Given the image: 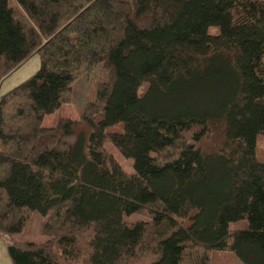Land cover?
Instances as JSON below:
<instances>
[{"label": "trees", "instance_id": "1", "mask_svg": "<svg viewBox=\"0 0 264 264\" xmlns=\"http://www.w3.org/2000/svg\"><path fill=\"white\" fill-rule=\"evenodd\" d=\"M32 54L0 96L12 264H264V2L0 0V83ZM98 71L79 118L49 123ZM33 213L46 240L16 241Z\"/></svg>", "mask_w": 264, "mask_h": 264}, {"label": "rangeland", "instance_id": "2", "mask_svg": "<svg viewBox=\"0 0 264 264\" xmlns=\"http://www.w3.org/2000/svg\"><path fill=\"white\" fill-rule=\"evenodd\" d=\"M209 33L216 34V28H210ZM39 56L37 54H32L27 60H25L19 67H17L13 72H11L5 79L0 83V96L18 84L22 83L29 77H31L39 68ZM102 73L100 71L93 73L90 77H82L77 80L72 89V99L69 105L63 106L56 114L49 117L47 120L49 123H54L60 117H69L71 119H78L84 105L87 101L92 99L93 92L97 81L101 78ZM146 89L144 85L140 89L142 93ZM49 125V124H48ZM257 157L264 158V135H260L257 138ZM124 169L130 171V162L120 160ZM125 220L128 223H134L139 220H143L137 215L126 217ZM45 223V218L37 213L31 215L30 220L25 226L24 230L15 236L16 241H33L41 243L46 240L42 236L41 231ZM244 228L246 227V222L241 221L232 224L231 228ZM0 264H12L6 249L5 240L0 237ZM210 264H243L233 252L230 251H212L210 253Z\"/></svg>", "mask_w": 264, "mask_h": 264}, {"label": "crops", "instance_id": "3", "mask_svg": "<svg viewBox=\"0 0 264 264\" xmlns=\"http://www.w3.org/2000/svg\"><path fill=\"white\" fill-rule=\"evenodd\" d=\"M257 1H261V2H264V0H257Z\"/></svg>", "mask_w": 264, "mask_h": 264}]
</instances>
